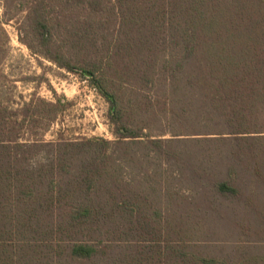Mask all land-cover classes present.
Listing matches in <instances>:
<instances>
[{
	"label": "trees",
	"instance_id": "16d2710c",
	"mask_svg": "<svg viewBox=\"0 0 264 264\" xmlns=\"http://www.w3.org/2000/svg\"><path fill=\"white\" fill-rule=\"evenodd\" d=\"M32 3L47 57L79 69L105 98L116 139H26L45 134L69 101L55 93V101L32 98L17 110L0 101V264L108 254L115 238L135 234L142 218L161 216L179 195L165 165L179 170L181 181L190 168L216 193L241 194L238 166L264 165V0ZM58 6L60 18L73 23L56 35L62 46H55L52 24ZM74 8L84 13L71 22ZM163 116L173 137L152 138ZM213 165L229 176L199 171ZM126 223L128 231L111 228ZM167 247L155 246L158 258L145 263L164 264L166 255L165 264H229L197 254L183 239Z\"/></svg>",
	"mask_w": 264,
	"mask_h": 264
},
{
	"label": "rangeland",
	"instance_id": "374dc122",
	"mask_svg": "<svg viewBox=\"0 0 264 264\" xmlns=\"http://www.w3.org/2000/svg\"><path fill=\"white\" fill-rule=\"evenodd\" d=\"M32 1L0 0L1 105L17 110L21 109L24 101L32 98L55 101L56 93L63 97L62 102L69 101L65 110L45 134H23L24 138L41 136L46 141H55L99 136L116 139L108 116L109 103L105 98L81 75L79 69L69 71L47 57L46 48L41 45L30 18L28 7L32 6ZM60 10V6L52 10L55 46H62V40L56 35L73 24L60 18ZM82 12L70 9L67 18L75 21L74 17L82 15ZM170 127L167 117L163 116L152 124L150 135L152 138H172ZM202 136L204 134L181 137ZM191 147L193 151L198 150L195 144ZM228 150V145L221 149ZM164 167L173 173L171 187L179 195L168 209L163 208L161 216L142 218L137 235L123 234L122 238H115L111 242L112 250L104 256L83 262L63 257L55 262L132 264L131 258H135L143 261L138 264H147L148 257L158 258L155 246L165 249L168 242L173 244L183 239L197 254L206 258L224 259L229 264H264V165L238 166L235 177L241 192L238 197L216 193L207 180H199V175L195 176L190 168L184 169V173L181 171V181L179 170L172 171L168 165ZM199 171L209 176L213 173L220 178L229 176L224 165H213ZM111 228H118L119 232L130 229L128 223ZM154 232H163L162 237L154 238ZM166 260L165 255L164 264Z\"/></svg>",
	"mask_w": 264,
	"mask_h": 264
}]
</instances>
